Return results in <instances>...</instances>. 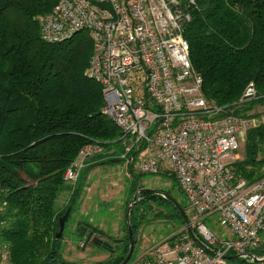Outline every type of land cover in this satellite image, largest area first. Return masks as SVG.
<instances>
[{"label":"trees","instance_id":"trees-1","mask_svg":"<svg viewBox=\"0 0 264 264\" xmlns=\"http://www.w3.org/2000/svg\"><path fill=\"white\" fill-rule=\"evenodd\" d=\"M58 1L0 0L1 205L5 202L0 211V243L8 245V264H82L63 256L66 223L77 210L90 170L102 163H120L126 165L133 180L128 185L133 195L126 204L133 203V258L144 223L134 220V210L138 212L148 201L171 204L155 194L135 195L139 187L133 161L142 145L131 146L129 138H123L101 112V87L85 76L93 47L87 33L80 31L58 43L41 39L39 18L50 13ZM177 1L189 16L181 25L182 36L189 45L192 68L203 79L206 100L222 109L221 115L259 119L252 111L264 104V0ZM249 84L255 89V98L244 100ZM93 143L102 152L85 160L75 182L65 181L64 173L79 151ZM242 143L234 172L249 184L264 179V123L248 128ZM156 175L173 177L162 171ZM62 193L69 198L59 204ZM66 212L62 233L56 238L59 220ZM157 215H151L148 223L161 221ZM172 216L183 227L179 214L170 213ZM123 223L124 235L111 247L105 239L115 237L86 222L77 223L73 233L82 247L95 252H101L102 246L109 248V258L93 264H120L128 251L125 211ZM251 254L264 257V242ZM235 262L224 260L222 264ZM238 262L254 264L246 259Z\"/></svg>","mask_w":264,"mask_h":264},{"label":"built area","instance_id":"built-area-1","mask_svg":"<svg viewBox=\"0 0 264 264\" xmlns=\"http://www.w3.org/2000/svg\"><path fill=\"white\" fill-rule=\"evenodd\" d=\"M188 19L177 0H59L39 18L40 37L47 43L87 33L93 47L85 76L101 87V112L131 146L142 145L133 169L174 177L198 238L214 253L182 231L164 251L154 248L153 260L134 264H222L229 253L249 260L264 242V179L249 184L234 172L252 121L221 115L222 109L206 100L182 36ZM253 98L249 84L243 99ZM101 152L97 143L81 149L64 180L75 182L85 160ZM3 205L0 200V211ZM208 217L230 237L207 228L202 219ZM7 250L0 243V262L7 260Z\"/></svg>","mask_w":264,"mask_h":264},{"label":"crops","instance_id":"crops-1","mask_svg":"<svg viewBox=\"0 0 264 264\" xmlns=\"http://www.w3.org/2000/svg\"><path fill=\"white\" fill-rule=\"evenodd\" d=\"M111 172H114L111 174ZM110 173V174H109ZM127 167L125 164H100L90 170L86 178L84 192L80 198L72 223L70 225V233L79 222H86L93 228L102 231L109 236L120 240L123 235L124 209L128 203L125 201V193L128 178ZM118 183V187L116 188ZM66 202L69 194L65 195ZM65 202V204H66ZM130 205V204H129ZM165 220H158L149 225H141L138 236L136 251L138 250V258L144 260H153L155 258L154 248L158 247L165 250L172 246L174 239L180 232L185 230L183 227L175 225L172 232H168V225L164 226ZM179 227V228H176ZM108 231H110L108 233ZM219 237H230V232L222 230L214 231ZM66 247H68L66 245ZM264 264V263H263Z\"/></svg>","mask_w":264,"mask_h":264},{"label":"rangeland","instance_id":"rangeland-1","mask_svg":"<svg viewBox=\"0 0 264 264\" xmlns=\"http://www.w3.org/2000/svg\"><path fill=\"white\" fill-rule=\"evenodd\" d=\"M252 113L255 114H259L260 118L257 119L255 118L252 122H251V126L260 124V123H264V104L262 105H257L255 106L254 110L252 111ZM243 144V143H242ZM242 144L240 145L239 149H238V158L241 157L242 154ZM128 152V151H127ZM125 156V155H124ZM224 163H229V160H225ZM110 164H114V163H110ZM114 172H111V174ZM110 174V173H109ZM134 175L136 177L137 180V187L138 190L140 189H148V190H154V191H161L163 193L168 194L171 198H173L186 212L187 216H189V218L191 220H194V216L191 212H189L188 208H187V203L186 200L184 199L183 195L181 194L177 183L175 182L174 177L172 178H167L165 176H160V175H144V176H139L137 175V171L134 172ZM129 182L125 184L126 187V193H125V201L128 199L130 200L132 198L131 194L132 192L128 191V185H132L133 184V180L131 179V177H129ZM118 189H120V187H118V183H117V187ZM84 192V190H83ZM137 192H136V196H137ZM83 194V193H82ZM66 193H62L60 194V203H63V201H65V196ZM57 206V205H56ZM57 208H61L58 207ZM124 211L126 212L127 206L125 208H123ZM76 210H74L72 213H74ZM177 212V210L174 208V206H169L167 203H162L160 200H156V201H148V202H144L143 204L140 205L139 207V211L137 212L136 210H134V216L136 217L134 220L135 221H141L143 220L144 223H148L149 222V218L151 217V215L153 214H158L157 218H161L162 220H165L164 222V226H169L168 227V232H172L175 225H177V223L180 221L177 217L172 216L169 217V214H175ZM152 213V214H151ZM75 215L72 214L71 218L68 220V222L66 223V227H65V231H64V245H63V256L67 261L70 262H80L82 264H93L95 262H99V261H103L109 258V248L102 246V251L101 252H95L91 247L87 246H83L80 244L81 242H77V238L75 237L74 233H70V225L72 223V218ZM140 217H142L143 219H140ZM182 221V220H181ZM202 223L209 229L213 230V231H218L221 232L223 230V228H221L218 225V222L216 221L215 217H208L205 219H202ZM179 228V227H176ZM110 231H108L109 233ZM109 235V234H108ZM119 241L118 239H114L112 238L111 240L105 239V243L108 247H111V245H113L112 242H116ZM110 243V244H108ZM66 245L68 247H66ZM138 250L134 252V256L133 258L131 257L130 261L127 264H134L136 261H139L141 258H138ZM240 260V259H239ZM236 262L233 264H240L238 262V260H235ZM0 264H8L7 260L1 261Z\"/></svg>","mask_w":264,"mask_h":264},{"label":"water","instance_id":"water-1","mask_svg":"<svg viewBox=\"0 0 264 264\" xmlns=\"http://www.w3.org/2000/svg\"><path fill=\"white\" fill-rule=\"evenodd\" d=\"M142 193H151V194H155L158 195L162 198H164L165 200H167L172 206H174V208L177 210V213L179 214V216L181 217V220L183 222L184 228L186 230V232L189 234V236L191 237V239L200 247H202L205 251H207L209 254H214L195 234V232L193 231V227L191 224L190 219L188 218L186 212L183 210V208L173 199L171 198L168 194L163 193L161 191H154V190H148V189H140L137 192V197H139L140 194ZM133 206V203H131L125 212V221H126V225H127V233H128V251L126 256L124 257V259L121 261L120 264H127L133 254L134 251V237H133V232H132V227L130 224V211L131 208ZM68 214V212H66V214L59 220V231L56 235V238H59L63 227H64V222H65V218L66 215ZM90 237H88V239L86 240V243L89 241ZM249 261L253 262L254 264H263L264 263V257L262 258H257L256 256H254L253 254H248L247 255ZM222 258L224 260L227 261H235V260H239L241 259L240 256L238 255H234V256H228V255H224L222 256Z\"/></svg>","mask_w":264,"mask_h":264}]
</instances>
